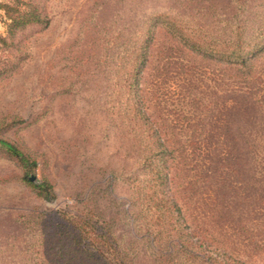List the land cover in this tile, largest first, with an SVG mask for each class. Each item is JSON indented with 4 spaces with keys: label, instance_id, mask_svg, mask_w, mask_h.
<instances>
[{
    "label": "rangeland",
    "instance_id": "374dc122",
    "mask_svg": "<svg viewBox=\"0 0 264 264\" xmlns=\"http://www.w3.org/2000/svg\"><path fill=\"white\" fill-rule=\"evenodd\" d=\"M0 37V139L52 196L0 146V264H264V0H0Z\"/></svg>",
    "mask_w": 264,
    "mask_h": 264
},
{
    "label": "trees",
    "instance_id": "16d2710c",
    "mask_svg": "<svg viewBox=\"0 0 264 264\" xmlns=\"http://www.w3.org/2000/svg\"><path fill=\"white\" fill-rule=\"evenodd\" d=\"M2 8H3V10L7 16V19L9 21V23L7 25V30H8L9 35L13 34L15 32V30L18 28L24 27V26L32 24V23L40 22V16L36 13V11L34 9H30L29 11H22L20 9L13 8L9 5H4V6H2ZM0 44L6 46L7 45V39L0 37ZM239 48H240L239 43H237V42L230 43L229 50L231 51V53H229V55L227 56V58L229 60V66L236 67L235 61H237V59H238L237 54H239V53H234V51L239 49ZM248 54H251V53H248ZM238 62L242 63V67H243L245 65L244 63L246 61L238 60ZM235 74L239 75V71L235 70ZM0 146L6 152V154H8L12 158H14L16 163L18 164V166L21 167L23 174H24V177H25L26 181L28 182V185L31 188L38 191L37 193L40 196H43L44 199H46V200L51 199L52 196H51V193L49 191V185L46 181H42V183L36 184L34 182H31L30 180H27V177L32 176L31 174H33V172H34L33 169H34V166L36 164L35 158L32 155H27V154L21 152L17 146H15L14 144H12L8 141L0 139ZM72 231H73L72 229L68 230L67 234L69 237L67 239L62 238L63 240H65L64 243H68L70 245L71 243L74 242V238L73 237L70 238ZM99 258H100L99 252L97 250H95L94 254H92V257L88 258L87 261H91V263H94L93 260L97 261V259H99ZM81 263H84L83 260H79V264H81ZM87 264H88V262H87Z\"/></svg>",
    "mask_w": 264,
    "mask_h": 264
}]
</instances>
